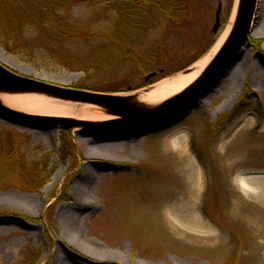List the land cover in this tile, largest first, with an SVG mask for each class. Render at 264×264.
Masks as SVG:
<instances>
[{
	"label": "rangeland",
	"instance_id": "obj_1",
	"mask_svg": "<svg viewBox=\"0 0 264 264\" xmlns=\"http://www.w3.org/2000/svg\"><path fill=\"white\" fill-rule=\"evenodd\" d=\"M132 1L74 6L70 30L81 28L85 35L65 46L36 49L38 31L27 32L19 49L8 50L6 44L13 43L0 26V64L6 68L89 95H131L138 105L132 121L98 122L77 119L95 96L84 101L38 87L8 91L77 103L69 116L39 114L0 99V264H264V0H255L251 30L257 36L249 35L217 81L143 126L150 117L143 113L154 108L134 102L132 95L190 72L230 25L232 36L243 0H190L188 15L171 25L154 18L148 0ZM219 4V28L213 32ZM70 53L85 65L74 67ZM134 54L152 63L147 66L157 73L152 80L145 82L149 73L136 68ZM131 68L133 90L106 91ZM165 71L174 73L163 77ZM243 96L245 106L234 113ZM2 106L29 118L10 115ZM51 117L89 124L63 129L47 120ZM173 123L189 140L182 138L177 148L166 141ZM86 138L117 143L118 154L89 156ZM242 180L252 191L240 189ZM78 197L88 204L83 213ZM70 213L79 217L71 226L65 218ZM199 223L208 230L189 227ZM70 228L104 253L86 252L68 234Z\"/></svg>",
	"mask_w": 264,
	"mask_h": 264
},
{
	"label": "bare ground",
	"instance_id": "obj_2",
	"mask_svg": "<svg viewBox=\"0 0 264 264\" xmlns=\"http://www.w3.org/2000/svg\"><path fill=\"white\" fill-rule=\"evenodd\" d=\"M231 25L224 29L222 33L220 34L216 44L214 47L204 56L201 60H199L192 70L190 72H187L186 74H177L174 75L170 78H167L158 84L154 85L151 88H148L146 90L139 91L136 94H133V101L136 102H142L143 104L147 106H151L154 109L149 110L147 113L143 114H148L150 115L149 120L144 121L142 123L144 125L150 124L151 121L155 118L161 119L167 111H170L171 108L174 106H168L165 108H160L158 107L159 105L162 104V101L165 99L173 96L174 94H177L184 88L188 87L198 76H200L203 68L205 65L214 58V56L217 55L219 51L223 49V47L227 44L230 38L231 34ZM250 36H257L256 32L252 29L250 31ZM246 48V47H245ZM242 49V52L245 50ZM4 90V91H3ZM6 91V92H5ZM9 90L6 89H1L0 90V99L3 100L6 103H10L12 105H15L17 108L23 107L25 109H29L31 111H34L35 113H46V114H51L55 116L63 115V116H69L72 115L74 110L76 111L78 109L77 103H70V102H64V103H57V102H52L51 100H45V99H40L39 96H34V95H16L13 93H8ZM83 109L81 112L78 114L79 120H93V121H98V122H110V121H117L121 120L122 116L118 115L114 112L108 111L106 106H102L100 104H83ZM145 112V111H144ZM137 115L133 114L132 118L135 119ZM42 117V116H41ZM157 120V119H156ZM149 127V126H148ZM80 127H75L74 130H78ZM115 136V135H114ZM113 138H117L114 137ZM184 138L185 143L189 142V140L186 138V134L183 132V130H175L170 133V136L166 139L170 145H173L175 148L179 147L181 139ZM116 144H110L108 142H104L103 138L102 140H97V139H91V138H86L83 140V145L84 149L86 151V154L89 156H92L94 158H105V155H117L118 151L117 149H114L113 147H116ZM107 159V158H106ZM87 171H85L82 175V178L87 177ZM238 186L240 189L244 192L246 191H252L249 186L246 184L245 181H239ZM82 191V189H80ZM77 198V197H76ZM80 198V197H78ZM19 202L22 201L19 199V197L15 198ZM13 199V200H14ZM78 201L76 202L77 208L80 209V211L83 213L85 210L88 208V204H86V200L80 198L77 199ZM66 222L69 226H71V223L74 224V221L78 220V216L75 215V213H70L65 216ZM192 228L194 231L198 228L200 229H207L208 226L205 225L204 223H199V224H193L189 226ZM189 228V229H190ZM191 229V230H192ZM69 230V229H68ZM68 234L72 237L73 241L78 244L79 242L80 245H82V248L89 253H104V251L98 249L96 246H93V244H90L87 242L81 235L75 234L71 228L69 231H67ZM71 237L69 238L70 240ZM80 237V238H79ZM106 252V251H105ZM106 253H110L107 251ZM105 253V254H106ZM112 256H114L113 253H110Z\"/></svg>",
	"mask_w": 264,
	"mask_h": 264
},
{
	"label": "trees",
	"instance_id": "obj_3",
	"mask_svg": "<svg viewBox=\"0 0 264 264\" xmlns=\"http://www.w3.org/2000/svg\"><path fill=\"white\" fill-rule=\"evenodd\" d=\"M148 1V7L156 9L155 13L157 16L154 18L162 20L165 24L170 23L171 25L174 18L177 19L178 17L187 16L190 11V0H168L167 5H163V1ZM102 2L109 5L110 0H0V26H3V28L8 31L10 43H13L11 46L6 44V47L8 50L19 49L18 46L21 45L24 34L27 32L36 33L38 31H40V34L38 33L37 35L39 37H35L33 43L36 45V49H40L44 46L51 47L53 43L65 46L68 41L85 35L84 32L81 31V28L76 31L70 30V26L73 23L70 19L69 12L72 8L79 3L97 4ZM132 2L133 1L130 0V3ZM26 28L29 30L26 31ZM38 28L40 30H37ZM1 30L3 29L0 27V31ZM129 32L131 33L134 31L130 30ZM129 32H127V34ZM69 55L70 61H72L74 67H79L80 64L85 65V60H76L72 56L74 55L73 53ZM71 57L73 59H71ZM133 58L137 60L141 59L137 55ZM150 64L152 63L143 60H139L135 63L136 68H140L145 74L151 72L149 68L147 69V66ZM131 71L133 72L132 68L129 70L127 78L122 79L113 88H109L106 91L118 92L132 89L130 82L133 78V74ZM165 72L162 74L163 77L170 76L174 73V71ZM245 100V96L238 100L234 113L243 109L242 106H245ZM0 213L3 214L4 212Z\"/></svg>",
	"mask_w": 264,
	"mask_h": 264
},
{
	"label": "water",
	"instance_id": "obj_4",
	"mask_svg": "<svg viewBox=\"0 0 264 264\" xmlns=\"http://www.w3.org/2000/svg\"><path fill=\"white\" fill-rule=\"evenodd\" d=\"M254 9H255V0H243L240 16L236 28L233 31L231 38H229V41L220 51L218 57L213 62V64H211L209 69L204 73V75H202L201 78H199L196 81L194 85L184 90V92L180 93V95H178L173 100H169L163 105H161L160 108H165L172 105H181L184 102H189L191 100H194L197 96L201 95L203 92L206 91L205 88L209 84L211 83L213 84L214 82H216L217 79L220 77V75H222L225 72V70L230 66V64H232L239 58L241 47L244 46L248 40V34L250 32ZM220 11H221V6L217 11L215 31L218 29L220 23ZM154 75L155 73L150 74L149 76L146 77V80H149ZM36 87L43 88L49 92L53 91V92L66 94L70 97L83 99L84 101H89L87 96H95V95H89L84 91L64 89L45 82L22 77L7 70L6 68L0 65V89L19 91V90H30ZM93 103L109 107L110 109H112L114 113L121 115L128 121L133 120L132 110L138 107V105L131 102L130 97L123 98L112 95L95 96ZM2 108L10 115L20 118H29L27 116H21L17 113H14L13 111L3 106ZM47 120L59 122L66 129L76 124H89V123L73 121L69 119H61V118H48Z\"/></svg>",
	"mask_w": 264,
	"mask_h": 264
}]
</instances>
